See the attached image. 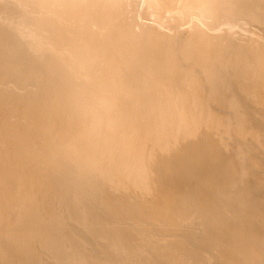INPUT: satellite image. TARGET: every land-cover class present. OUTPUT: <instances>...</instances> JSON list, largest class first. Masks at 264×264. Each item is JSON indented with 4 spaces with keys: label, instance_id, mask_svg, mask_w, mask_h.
<instances>
[{
    "label": "bare ground",
    "instance_id": "1",
    "mask_svg": "<svg viewBox=\"0 0 264 264\" xmlns=\"http://www.w3.org/2000/svg\"><path fill=\"white\" fill-rule=\"evenodd\" d=\"M0 264H264V0H0Z\"/></svg>",
    "mask_w": 264,
    "mask_h": 264
},
{
    "label": "rangeland",
    "instance_id": "2",
    "mask_svg": "<svg viewBox=\"0 0 264 264\" xmlns=\"http://www.w3.org/2000/svg\"><path fill=\"white\" fill-rule=\"evenodd\" d=\"M116 164V163H115ZM113 190V189H112ZM115 192H117L116 190H115Z\"/></svg>",
    "mask_w": 264,
    "mask_h": 264
}]
</instances>
